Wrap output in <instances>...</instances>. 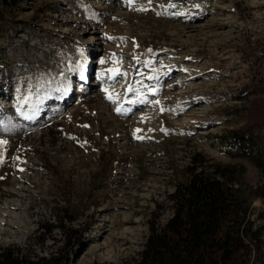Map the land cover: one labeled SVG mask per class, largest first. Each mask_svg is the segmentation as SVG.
Returning <instances> with one entry per match:
<instances>
[{
	"label": "rangeland",
	"instance_id": "1",
	"mask_svg": "<svg viewBox=\"0 0 264 264\" xmlns=\"http://www.w3.org/2000/svg\"><path fill=\"white\" fill-rule=\"evenodd\" d=\"M12 1L0 3V247L57 264L137 260L195 154L244 167L263 225V178L219 137L249 117L236 96L264 71V0ZM117 67L126 75L109 79Z\"/></svg>",
	"mask_w": 264,
	"mask_h": 264
},
{
	"label": "trees",
	"instance_id": "2",
	"mask_svg": "<svg viewBox=\"0 0 264 264\" xmlns=\"http://www.w3.org/2000/svg\"><path fill=\"white\" fill-rule=\"evenodd\" d=\"M257 66L236 96L245 101L249 117L241 128L220 136L219 142L224 156L247 159L259 171L263 180L252 193L264 205V71ZM7 117L5 125L14 116ZM187 175L170 196V219L161 227H150L139 259L122 264H264V211L259 214L263 225L253 229L243 197L244 167L210 162L195 154ZM0 264L57 263L20 246H6L0 247Z\"/></svg>",
	"mask_w": 264,
	"mask_h": 264
},
{
	"label": "snow or ice",
	"instance_id": "3",
	"mask_svg": "<svg viewBox=\"0 0 264 264\" xmlns=\"http://www.w3.org/2000/svg\"><path fill=\"white\" fill-rule=\"evenodd\" d=\"M132 2H133V0H129V3L130 4ZM177 14H180V13H177ZM149 51H151V50H149ZM100 63L103 64V63H105V61L102 60V61H100ZM114 63H117L118 64L119 61H114ZM81 68H82V66L78 65V66H76V68H74L72 70L73 71H79ZM108 71L111 73V75L109 76V79H112V80H115V77L117 75H126V73H121L120 72L119 67L114 68V69H109ZM104 75H105V73L104 72H101L100 73V78L103 79ZM81 79H83V73L82 72H81ZM64 91H67V88H65ZM104 91L106 93H108V89L107 88ZM128 91H133V89L131 87H129ZM150 91H154V90H150ZM107 98L110 101H112V102L115 103L116 100L119 99V96H118V94H115V93H108ZM141 102H146V98H145V100H142ZM130 103H134V102L133 101H130ZM156 103L159 104V101H156ZM160 110H161V112L165 111L164 108H161ZM116 111H117V113H121L123 111V109H122V107H117L116 108ZM85 127H87V125H85ZM141 131H142L141 129H136V132H141ZM134 135H135V133H134ZM136 138L137 139H144L143 136H136ZM4 143H6V142L5 141H0V145H3ZM0 163H2V161H0ZM21 171H23V169H21Z\"/></svg>",
	"mask_w": 264,
	"mask_h": 264
}]
</instances>
